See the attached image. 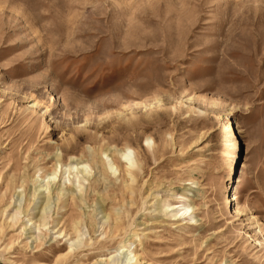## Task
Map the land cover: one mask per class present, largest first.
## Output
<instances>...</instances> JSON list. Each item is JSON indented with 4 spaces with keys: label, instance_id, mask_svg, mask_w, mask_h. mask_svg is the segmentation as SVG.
Instances as JSON below:
<instances>
[{
    "label": "rangeland",
    "instance_id": "obj_1",
    "mask_svg": "<svg viewBox=\"0 0 264 264\" xmlns=\"http://www.w3.org/2000/svg\"><path fill=\"white\" fill-rule=\"evenodd\" d=\"M123 148L132 182L105 167ZM80 158L78 192L61 175ZM7 185L0 264H104L121 246L264 264V0H0V198Z\"/></svg>",
    "mask_w": 264,
    "mask_h": 264
},
{
    "label": "bare ground",
    "instance_id": "obj_2",
    "mask_svg": "<svg viewBox=\"0 0 264 264\" xmlns=\"http://www.w3.org/2000/svg\"><path fill=\"white\" fill-rule=\"evenodd\" d=\"M182 104L186 105L185 102H182ZM239 134H240V130L238 128H235V130H232V139H233V145H234L235 150H237L239 147L238 146V140H237ZM147 140H148V138L145 139V142H147ZM100 151L101 150H99V153H100ZM130 153H131L130 149L123 148L119 154V156H120L119 160H121V162H123L125 165L122 166L118 159L117 160H110V161L106 162V164H105L107 171L112 175H114L117 172L118 176H120L121 173L123 175V173H124L123 171H125V174L128 176L129 181L132 182L136 176V171L138 169V165H137V161L134 160L133 157H131ZM91 154H92L91 160L93 162H97V160H96L97 153H91ZM56 160L60 161L59 158H57ZM81 160H82V158L75 159L72 163H68L66 166H64L65 171L63 170L64 173L61 175V176H63L66 174V178H63V179H65V181L63 180L64 181L63 185L65 186L66 182L69 183V175L73 174V178L75 179V190H77L78 192L80 191V182L77 180L78 174H81L82 176H84V175H88V173H89L87 166L85 164H83ZM70 164H72V165H70ZM122 169H123V171H122ZM60 173H61V165L58 164L57 167H53L52 169H50L49 173L47 175L44 174V178L41 179L40 183L41 182H45V183L43 186H41V188H39V190H38V191H40L39 193L44 194L46 192L45 194L48 195L49 194V184L52 183L54 186H56L54 181L57 178H59ZM57 175H58V177H57ZM81 178H84V177H81ZM57 182H58V179H57ZM43 187H44V190H42ZM11 188H14V187L8 186V185L6 186L4 194L1 196L0 201H2L4 199V197L6 196V193L9 192V190ZM56 196H57L58 200L60 198L66 199V197L68 196V193L67 192H63V193L56 192ZM67 198H68V200H70V202L74 200V197L72 196V194L69 195ZM231 201H235V198H232ZM18 208L19 207H17V209H16L17 212H18ZM166 208H167V210H165V211H169V212L176 211V210L181 208V210H179V211H181L183 213L179 214L177 211L176 213L171 215V217H173L175 220L180 219V218H182V220H184L187 212H189V214H188L189 221L194 220V218L191 216L192 211L187 207L178 206V205H172V206L170 205V206H167ZM41 212H43V214H41V216H40V222L37 225L35 224V222L32 223V224H35L34 227H36L37 229H39V227L42 229H45V227L47 225V222L45 221V218L43 217L44 214H46L45 213L46 211L44 212V210H42ZM234 212L238 214V211L235 210ZM18 215H19V213H18ZM105 218L107 219V217H105ZM29 222H31V219L27 220V223H29ZM105 222H106V220H105ZM193 222L195 223V221H193ZM114 228H115V225H114ZM52 234L56 235V240H61V239H64L65 241L71 240L69 235L66 232H64V230H57L56 232H53ZM78 243H79L78 239L71 241L69 244V248H68L67 253H65L63 255L59 254L56 257L58 259H61L62 262L68 261L67 259L69 257H72L74 251L79 248ZM119 255H123V259H122L123 261L121 262L123 264H146L140 260L139 256L132 254L128 250H124L122 248V246L115 251V254L109 256L108 258L101 259L100 261L103 262L104 264H112L113 259H115Z\"/></svg>",
    "mask_w": 264,
    "mask_h": 264
}]
</instances>
